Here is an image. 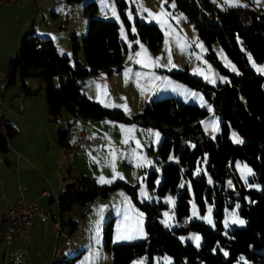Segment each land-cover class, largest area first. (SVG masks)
I'll list each match as a JSON object with an SVG mask.
<instances>
[{
    "label": "trees",
    "instance_id": "16d2710c",
    "mask_svg": "<svg viewBox=\"0 0 264 264\" xmlns=\"http://www.w3.org/2000/svg\"><path fill=\"white\" fill-rule=\"evenodd\" d=\"M61 1L73 4L85 0ZM175 1L176 8L186 13L198 28L200 39L210 49L214 42H219L239 70L237 74L225 70L211 52V59L229 75V82L212 86L188 71L169 72L175 79L202 91L215 113L222 117L220 132L214 139L206 135L201 123L209 112L195 104L174 97L152 100L129 120L123 112L102 106L83 92L85 79L101 72L111 75L123 69L127 52V45L120 38L119 24L98 18V5L94 0L85 5V15L89 18L87 32L82 38L86 66L78 60L81 44L76 36L71 57L63 56L53 39L28 33L18 53L11 58L5 79L9 80V86L15 84L19 71L21 88L28 94L37 93V90L30 89L26 80L39 79L45 89L51 121L55 124L66 111L74 121L109 117L159 129L163 134L159 146L162 160L167 161L174 153L176 161L163 166L158 188L155 184L157 173L151 171L148 186L157 188L159 196L169 190L178 195L175 212L179 221L190 214L192 196L187 183L191 184L201 211H205L208 201L214 202L216 229L201 221L189 222L188 228L167 229L161 221L166 205L143 202L140 208L146 217V238L114 244V221L111 219L105 227V247L113 254V264H138L140 259L145 260L143 264H158L166 255L172 258L173 264H236L242 256L255 264H264V76L253 70L249 62V56L256 62H264V10L250 6L219 9L211 0ZM116 3L129 38L140 40L154 52L159 51L164 40L159 26L139 18L133 24L129 20L126 0H116ZM70 125L58 129L59 143L66 152L72 148L68 143ZM232 133L238 135L242 143H235ZM17 134L14 124L0 119V154L9 152L10 142ZM205 157L212 184L205 173L194 174ZM238 160L246 162L253 170L251 182L259 184L260 191L247 189L238 174L234 176L237 192L226 188V181L233 177V167ZM117 190H124L137 201V187L122 181L103 185L83 175L67 184L58 196L60 226L64 214L75 206H87ZM236 203L240 205L239 214L244 225L224 234L226 210ZM189 231L203 236L201 249L178 238L180 233Z\"/></svg>",
    "mask_w": 264,
    "mask_h": 264
},
{
    "label": "rangeland",
    "instance_id": "374dc122",
    "mask_svg": "<svg viewBox=\"0 0 264 264\" xmlns=\"http://www.w3.org/2000/svg\"><path fill=\"white\" fill-rule=\"evenodd\" d=\"M41 1V11L36 13V18L39 21L38 26L42 25L45 30H51L53 40H56L57 43L59 42L58 45L63 46L62 48H65L64 46L70 42L71 53H63V56H73V37L76 36L78 42L81 44L78 60L81 61L83 66H86L82 38L87 32L89 22V18L85 15V5L91 0L73 4H67L57 0V2L49 1V4L47 3L48 5L46 4V0ZM94 1L98 5L96 14L98 18L116 21L119 24L120 38L126 43L127 52L124 54L123 69L111 75L101 72L95 77L85 79L82 82L83 92L86 94L87 90L90 92V96L86 95L90 99L112 110L123 112L129 120H132L152 100L174 97L185 103L195 104L209 112V115L205 119H201V123L206 135L214 139L220 132L222 117L215 113L211 103L202 91L175 79L169 72L188 71L192 76L212 86L229 82V75L221 71L218 64L210 57L211 52L214 53L218 63L225 70L232 74L239 72L236 64L228 57L220 43L214 42L210 49L200 39L199 30L189 16L176 8L175 0H126L129 5V20L133 24L136 18H139L141 21L157 24L162 30L164 34L163 44L159 51L154 52L140 40L132 41L129 38L116 0ZM211 1L219 9L245 8L250 6L264 10V0ZM17 4H0L5 7L4 9L11 7L9 11L10 14L12 13V17L7 22L4 33L7 37H16L18 40L14 51L19 50L23 37L28 34L24 31L25 16L23 14L25 10L16 7ZM173 4L175 7H172ZM113 9L115 10V15L113 14ZM31 15L32 13L29 14V16ZM3 19V16H0V20ZM4 21L6 20L4 19ZM11 58V55H6L5 51L0 48V79H5L8 75ZM249 62L253 70L264 76V62H256L250 56ZM28 81L33 86L40 85V80L37 78H29L26 82L28 83ZM21 90L20 72L18 71L16 74V83L9 86L7 91L8 93L13 92L15 95L16 92H20ZM35 90L38 92L33 93L36 94L34 96L35 101L46 105V93L45 89L42 88V84L40 88L36 87ZM16 106L20 109L19 104L16 103ZM7 109H10L9 106H7ZM9 118H6L8 120L7 122H11ZM88 120L90 121L89 127L82 126L80 129L84 128L86 131L89 130L95 140H101L104 146L92 153L91 150L76 153L72 164L66 158V151L59 149V151H63L64 157L67 160L65 161V158L63 160L65 161L64 167L67 169L72 165V179L68 178L69 175L67 174L65 176V183L69 184L74 182L83 175L103 185L118 181L126 182L131 186L137 187V201L124 190H117L107 198H99L87 206L77 205L71 211L64 214L61 233H59L60 230H53V233H50L47 228L50 227L53 229L51 221L42 220L45 224L36 229L35 234L32 235L29 241L32 251L35 252L37 249L42 250V247L52 243L54 245V251L52 256L49 257V264H62L63 262L64 264H113V254L105 247V227L113 219L114 244L144 240L146 238V217L140 208V204L143 202L154 204L163 203L166 205V208L162 211L161 221L167 229L175 230L182 226L188 228L190 226L189 222L192 221H201L209 227L216 229L215 219L213 217L214 202L208 201L205 211H201L195 202L193 188L190 183H187L192 196L190 201V214L183 221L177 220L175 212L178 195L174 194L171 190L164 196L157 194V188L162 180L161 171L163 166L176 161L174 153H171L167 161L162 160L159 146L163 140V134L159 129L150 126H141L132 121L126 122L109 117ZM68 123L71 124L70 136H72L73 134L71 133H73V129L80 123V119L74 121L72 116L65 111L59 119V122L52 124L57 130L56 141L59 142L58 129L68 126ZM33 126L38 128L37 125ZM16 128L18 135L11 142L15 140L19 141V139L20 141L26 142L27 138L21 136L20 127L16 126ZM33 131L32 133L28 132V138L31 141L30 144L24 145L23 148L27 152L33 153V150H35L37 154L40 153L41 157H39V161L44 165L46 164V157H48L46 134L41 136L39 133ZM236 137L242 141L238 135ZM231 138L235 142L233 133ZM125 140L127 143H125ZM94 145L96 146H94L95 148L99 147L97 143ZM52 148L55 149V144L52 145ZM23 156L25 159L27 158L25 155ZM27 160L29 161V159ZM8 162H10V152L0 154L1 166H7ZM29 162L37 174L33 172L26 173L25 178L29 180L30 184L25 181L23 183L28 184V186L31 185L32 188L36 189L37 185L41 183V179L44 177L47 180L49 176L41 165L34 163L31 159ZM207 163L208 159L205 157L203 162L197 165L194 174L199 176L205 173L209 184H212ZM233 168V177L230 176L225 184L227 189H233L237 192L236 179L234 178L236 174L239 175L241 182L247 189H256L259 191L262 189L259 184L251 182L254 172L246 162L238 160ZM57 171L55 170V174L58 178L61 170L58 171L59 173ZM151 171L157 173L155 180L157 188L148 186V178ZM101 178L106 182H101ZM39 188H43V185H40ZM13 191L14 183L11 182L9 184V193L12 195ZM54 204L56 203L54 202ZM239 208L240 205L238 203L232 208H227L224 219V234L244 225V223H239L240 220H243L239 214ZM209 220H211V223H209ZM55 221L59 222V214L55 216ZM197 236L200 238L198 242L199 246H197V241L194 239ZM178 238L183 243L191 242L197 249H201L204 244L203 236L196 231L180 233ZM56 249L57 253H55ZM144 261V259H140L137 260V263L143 264ZM157 263L173 264V261L170 256L166 255L161 257ZM236 264L255 263L248 260L245 256H242Z\"/></svg>",
    "mask_w": 264,
    "mask_h": 264
},
{
    "label": "crops",
    "instance_id": "0c3cea01",
    "mask_svg": "<svg viewBox=\"0 0 264 264\" xmlns=\"http://www.w3.org/2000/svg\"><path fill=\"white\" fill-rule=\"evenodd\" d=\"M46 1H47L46 4L47 3L49 4V1L57 2V0H46ZM41 4H42L41 0H35V1L34 0H20V2L17 4L16 7H19L25 10V13L23 15L25 16V25H24L25 30L24 31L26 33L35 34L41 38L53 39L51 30H45L44 26L42 25L38 26L39 21L36 18L37 17L36 13L38 11H41V7H40ZM4 8L5 7L0 5V16H3V18L6 20V21H4V19L0 20V48L5 51L6 55H11V57H13L19 51L18 49L14 51L16 49V43H18L17 42L18 40L16 39V37H13V38L7 37L4 33L5 26L7 25V22L12 17L11 16L12 13L10 14V11H9L11 7H8L9 9H4ZM30 13H32L31 16H29ZM54 42L61 54L71 53L70 42L69 44L64 46L65 48H62L63 46H61L60 44L58 45L59 42L57 43L56 40H54ZM15 83H16V77H15ZM27 85L30 89L35 90L36 87L40 88L41 83L39 86L38 85L33 86V84L31 82L29 83L28 81ZM8 88L5 91L3 101L0 102V119L8 121L6 120V118L10 117L9 118V120L11 121L10 123L16 125L17 127H20L21 136L27 138V141L26 142L20 141L19 139V141L15 140L13 142H10V147H9L10 148L9 149L10 162L7 163V166H3V167L0 164V220L2 218L4 211L9 206L15 205L17 203L19 183L21 184L25 181L28 184H30L29 180L25 178L26 173H29V172L35 173V169L32 167V164L29 162L30 159L31 161H34V163H38L39 165H41L43 170L49 176L47 180L46 178L43 177L41 179L42 180L41 183L37 185L36 189L32 188L31 185L28 186V184L27 185L25 184L27 186L26 197L29 200L37 201L40 207L49 208L52 211V218H45L42 216H37L34 218L32 227L29 232V238H28V242H29L32 235L35 234L36 229H38L39 227L45 224L42 222V220L51 221V226L53 227V229L50 227L47 228V230L50 231V233H53V230H55L56 223L60 224L61 216H60V211H59V205L56 199L58 198L59 194L64 189V187L67 185L65 183V179H66L65 176H67L68 174L69 175L68 178L72 179V175H71L72 165L70 168H67V169L64 167V163L65 161H67L66 160L67 157L66 158L64 157V153L63 151L61 152V150L65 151V149L61 147L58 141H56L57 130L52 125L53 123L50 119L51 117L49 115L47 104L44 105V104H40L38 101H35L34 96H36V94H28L26 91L21 90L20 92H16V94L14 95L13 92L8 93L7 91ZM21 93H24V97L22 101L23 108L19 109L16 106L14 97ZM86 94L90 96V92H88L87 90H86ZM7 106H9L10 109H7ZM2 108L4 111L2 110ZM67 121L69 120L67 119ZM33 125H37L38 128H36ZM89 125H90V121L88 119H80V123L77 125V127L73 129L74 130L73 133H71L73 134L72 136H70V132H69L68 143L70 146L73 145L77 134L81 130H84V128L80 129V127L82 126L89 127ZM78 129L80 130L78 131ZM32 131L39 133L41 136L46 134V139L48 143L47 144L45 143V144L47 146L46 148L48 152V157H46V164L44 165L41 164V162L39 161V157H41L40 153L37 154L35 150H33V153L27 152V150H24L23 148L24 145L30 144L31 141L28 138V132L32 133ZM86 132L89 135H91L89 130H87ZM91 136H93V134ZM97 139H101V138H97ZM99 142H101V140L97 141V144H98L97 146L99 147L95 148L96 146L93 145L88 150H91V153H92L95 150L102 148L104 144H102V142L101 143ZM54 144H55V149L52 148V145ZM59 149L61 150L59 151ZM82 152L83 151H81L80 153ZM76 153L78 152H75L72 160L75 158ZM23 155H25V157L27 158L25 159ZM66 155H67V152H66ZM64 158H65V161H63ZM27 159H29V161ZM72 160L69 161L70 164H72ZM60 163H63L64 170H62L59 167L58 164ZM55 170L56 171L61 170L58 178L55 174ZM11 182L14 183V191L12 195L9 193V184ZM40 185H43V188L40 189L39 188ZM49 187L51 188L52 191L50 190ZM46 191L50 193V196L44 195V192ZM54 202L56 204L53 205ZM57 214H59V222L55 221V216ZM62 225H63V222H62ZM5 229H6V224L1 223L0 224V264H16L20 261L18 251L24 246V239L21 237H17V238H14L10 242L5 241L4 239ZM61 231H62V227L59 233H61ZM53 251H54V245L52 243H50V245L48 246L45 245L44 247H42V250L37 249L35 252L32 251V247L29 244L27 257L24 260H21V264H49L50 263L49 257L52 256ZM55 253H57V249ZM46 258H48L47 261H45Z\"/></svg>",
    "mask_w": 264,
    "mask_h": 264
},
{
    "label": "built area",
    "instance_id": "2783aa9c",
    "mask_svg": "<svg viewBox=\"0 0 264 264\" xmlns=\"http://www.w3.org/2000/svg\"><path fill=\"white\" fill-rule=\"evenodd\" d=\"M20 0H0V4L10 5L19 3ZM9 87L8 79H0V102L3 101L6 89ZM24 93L14 97V101L19 104L20 109L23 108ZM97 140L89 135L85 130H81L72 145V148L67 152V160L71 161L75 152H81L90 149ZM59 167L64 170L63 163ZM27 186L24 183L18 185V201L15 205L9 206L3 213L0 220L1 223L6 224L4 239L7 242L12 241L14 238L21 237L24 239L25 245L18 251L20 261L16 264H21L28 254V238L29 232L33 224V220L37 216L45 218H52V211L49 208H42L38 205L37 201L29 200L26 197ZM44 195H49V192H44ZM58 202V198L56 199ZM61 228L59 223L55 224V230L59 231Z\"/></svg>",
    "mask_w": 264,
    "mask_h": 264
},
{
    "label": "snow or ice",
    "instance_id": "6c2138e0",
    "mask_svg": "<svg viewBox=\"0 0 264 264\" xmlns=\"http://www.w3.org/2000/svg\"><path fill=\"white\" fill-rule=\"evenodd\" d=\"M172 7H175V5L173 4ZM113 14L115 15V10H114V9H113ZM137 55H139V53H137ZM233 70L235 71V69H233ZM157 79H158V77H157ZM233 137H234V139H235V142H237V143H242V141H241L238 137H236L235 133H233ZM125 143H127L126 140H125ZM249 171H250V170H249ZM101 182H106V181H104L103 178H101ZM169 202H171V201H169ZM209 211H210V210H209ZM209 223H211V220H209ZM239 223H240V224H243L244 221H243V220H240ZM117 238L119 239V237H117ZM194 239L197 241V246H199L198 242H199V239H200V238L197 236V237H195ZM226 254H227V253H225V255H226Z\"/></svg>",
    "mask_w": 264,
    "mask_h": 264
},
{
    "label": "bare ground",
    "instance_id": "6f19581e",
    "mask_svg": "<svg viewBox=\"0 0 264 264\" xmlns=\"http://www.w3.org/2000/svg\"><path fill=\"white\" fill-rule=\"evenodd\" d=\"M8 83H9V80H8Z\"/></svg>",
    "mask_w": 264,
    "mask_h": 264
}]
</instances>
